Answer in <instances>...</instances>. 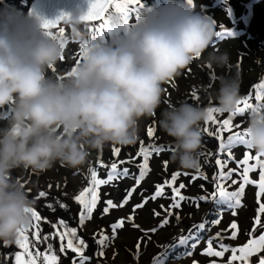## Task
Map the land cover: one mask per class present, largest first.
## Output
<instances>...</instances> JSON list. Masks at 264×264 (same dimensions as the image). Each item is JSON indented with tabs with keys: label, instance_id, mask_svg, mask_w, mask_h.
Listing matches in <instances>:
<instances>
[{
	"label": "clouds",
	"instance_id": "clouds-1",
	"mask_svg": "<svg viewBox=\"0 0 264 264\" xmlns=\"http://www.w3.org/2000/svg\"><path fill=\"white\" fill-rule=\"evenodd\" d=\"M65 14L71 23L83 15ZM41 17L25 27L11 9L0 10V241L5 244L30 226L35 205L14 171L43 173L57 161L76 169L106 144L134 145L139 121L160 108L162 85L195 59L223 70L210 97L220 113H234L241 98L242 68L227 51H207L217 37L215 22L188 0H164L135 25L125 26L113 15L111 40L86 43L80 62L62 78L49 69L63 55V40L45 33ZM247 115L248 148L264 154V102ZM208 119L207 107L188 102L160 112L158 128L176 144L172 163L199 170L200 126Z\"/></svg>",
	"mask_w": 264,
	"mask_h": 264
},
{
	"label": "rangeland",
	"instance_id": "rangeland-1",
	"mask_svg": "<svg viewBox=\"0 0 264 264\" xmlns=\"http://www.w3.org/2000/svg\"><path fill=\"white\" fill-rule=\"evenodd\" d=\"M7 1L9 0H0V10L11 9L17 17L21 18L22 24L27 27L28 22L24 18H27L31 0H13L11 4L7 3ZM19 1L21 2L20 5ZM140 2L143 4L142 8L139 5H130L129 8L138 9L141 17L144 11L151 12L154 8H160L164 0H140ZM12 3L17 6L18 11L11 8ZM194 8L195 11L206 15L215 22L216 31L228 30L233 33L231 36L223 38L216 37L214 45L207 51L211 52L218 49L220 52L227 51L230 54L232 64L242 68L243 71L240 95L246 96L248 94L246 97H252L250 102L255 106L257 104V100L254 98L256 94L255 86L264 80V73L260 70L261 64L264 63V0H194ZM113 12L114 9L110 8L109 13ZM105 15L107 16L108 14ZM136 22V12L130 11L128 23L135 25ZM101 23L102 21H94L81 25H60L59 27L65 29L63 36L59 35L58 28L52 30L56 37L63 40L64 51L62 56L64 59H60L52 66L49 69V74L61 78L66 76L82 59L83 47L92 40L95 29ZM86 29L88 30L86 31ZM104 31L105 40L110 41L111 35L106 30ZM204 55H207V52ZM221 74H224L222 69H215L213 71L203 65L202 58L195 59L187 69L182 70L179 75L162 85L164 91L161 97L160 108L157 109L154 116L145 117L139 121V138L134 145L121 146L108 144V146L105 145L101 150H92V163L100 166L98 173L99 178L102 179L105 175V168L107 170V165L105 166L103 163L105 159L104 152L106 150L113 152L114 148L119 149V155H124L125 161H129L133 159L139 160L142 157L139 154L140 149L142 147L148 148L149 152H151L149 156V168L152 169L149 173L152 177L148 180V183H145V186H142L145 179L143 178L139 186L136 183L133 186V182H130V184L128 183V188L132 189L135 187L136 191L141 186V192L146 195L148 193L147 197L149 201H141L139 198L134 199V195L138 196L134 194L124 207L110 209L106 215H102L100 212L99 221L93 220L81 224L80 214L83 208H81L75 196L72 195L78 187L75 182L79 180L73 177V173L76 172L77 168L66 167L57 161L50 169L43 173L46 180L54 183H40V188H47V190L57 191V193L61 194L57 197V211L52 206L47 211L34 206L33 209L38 212L41 219L35 220L32 217L30 226L26 228L25 234L28 235L29 250L34 255L37 251L41 253L38 264H43L42 257L45 252L49 255H57V264H74V261L75 264H80L79 259H77L78 254L66 247L67 240L72 237L64 236L61 239L62 233L59 232H70L77 225L81 233L98 240L101 233L110 236V231L112 233L111 225L117 223L121 218L124 219L123 227L117 229L115 237L107 242L108 246L104 255L100 256V259L105 264H159L161 261L162 264H193V261L198 262V264H228L233 255L231 251L226 252L223 257L202 254L206 251L209 240L212 241L214 251H221V245L229 248L243 247L250 240L258 239L259 235L264 234V228H260L255 224L257 216H259L261 224H264V213L258 212L259 204L264 203V195H258V166L255 171L249 173V179L255 181V184H244L243 180V168L255 164L254 158L257 153L254 151L248 152L253 159L249 161V165H243L241 168L238 165L234 166L229 159L232 154L235 156L236 161L244 158L246 152L243 146L235 147L232 151H221L222 157L220 156L219 158L225 160L228 165L227 170H231L230 166L232 165L233 173L230 177H227L226 181L218 179V182L214 185L212 183L214 180L212 173L207 167L208 162L204 163V160H210L209 155H211L215 148L214 144L202 140L199 170L181 169L178 164L172 163L170 160L171 153L176 147L174 140L163 133L157 125L160 112L167 108L169 104L178 106L180 103L187 102L190 99L189 92L193 93L192 89H198L201 92L202 90L206 91L204 96L206 95L209 101L216 102L210 97L212 92L219 87L218 82L215 81L216 77ZM201 100L202 98L196 96L197 102ZM261 102L264 101H259V103ZM205 105L211 107L217 104L209 105L206 102ZM213 115L214 121L208 122L205 125L204 131L217 138L223 133L222 129H219L218 124L223 119L228 118L230 114L214 113ZM247 119L248 116L244 119L240 116L238 119L234 118V127L230 131L226 130L228 136L235 131L242 133L247 127ZM211 123L215 126H212ZM149 127L153 128L154 137L148 136L147 129ZM222 137L217 140L222 139ZM114 145L115 147H113ZM152 146L159 147L163 151L156 153L152 150ZM202 151L205 152L203 153ZM261 159H264V157H261ZM113 160H118V157ZM215 160L213 158V162ZM165 161H167V166H165ZM113 163L119 166V163ZM34 173L36 174V172ZM176 173H179V175L175 183L171 187H168L165 182H170L172 175ZM29 175L23 173V169H18L13 173V176L22 185L25 184L23 181L27 180V178L23 180L22 176ZM83 176L84 173H82ZM149 178L148 176L147 179ZM133 180L137 181L135 178ZM180 184L185 185L184 188L180 189V195L184 196L185 199L180 201L179 208H171L169 213L166 210L169 209V205L174 203L173 196L175 194L173 188H179ZM48 185H51V187ZM156 185L163 186L164 193L161 197L153 200L151 197L156 191ZM241 185L245 187V193L241 198L240 207L230 208L221 200L220 205H211L209 203V199L213 195L216 194L219 197L220 188H223L226 192H233L238 191ZM113 188L110 189L109 196L114 199L113 203L119 205L125 199L127 193L123 196L119 187L116 188L114 186ZM70 193L71 196L67 195ZM121 194L124 198L119 196ZM145 194L144 196L146 197ZM102 196L106 197L107 194L102 191ZM119 199L122 200L119 202ZM176 199L178 200L179 197H176ZM139 204H143V207H137L133 211V206ZM61 205L65 207H61ZM161 205L164 207L161 208ZM155 213H159V215ZM60 214L64 216V219L74 221L72 225L75 226H71L70 228L69 224H61L60 221L63 220L58 216ZM164 219H167L169 223L160 227L159 225ZM216 220L220 222L217 224L215 223ZM233 222L238 225V228L235 230L230 228ZM200 224L205 225L204 229L198 227ZM153 229L155 231H152ZM233 231L237 233L235 239L231 238ZM45 236L48 237L47 240L43 239ZM181 237H188L187 243H180L179 239ZM16 239L17 236L11 244L4 245L6 248L5 256L7 264H15V254L23 253V249L15 242ZM79 239L80 237L77 234L74 243L78 242ZM1 242L0 253L3 246ZM62 244L65 245L64 251L60 250ZM137 244H139V249H137ZM49 245H51V252H48ZM192 245H195V247L193 248ZM87 249H90V245H87ZM187 253H191V255ZM237 255L239 256V253ZM85 257L87 258L88 256ZM262 258H264V251L252 255L248 264H259ZM85 264H88V260L85 261ZM232 264H242V262L237 259Z\"/></svg>",
	"mask_w": 264,
	"mask_h": 264
},
{
	"label": "snow or ice",
	"instance_id": "snow-or-ice-1",
	"mask_svg": "<svg viewBox=\"0 0 264 264\" xmlns=\"http://www.w3.org/2000/svg\"><path fill=\"white\" fill-rule=\"evenodd\" d=\"M189 4H192L194 6V0H188ZM130 5H139L141 8L143 7V4H141L140 0H88V8L85 14L80 16L79 22H92V21H102V23L99 25L98 28L95 29V34L92 36V40L96 39H104L105 31L110 33L111 29L109 27L110 19L113 15H118L125 23V26H128V19L130 11H135L137 14V22L140 20V15L138 9H130ZM114 9L113 13H109V9ZM105 14H108L107 16ZM67 16L65 13H61L60 15L56 16L54 19H46L41 17V27L45 30V33L53 38L56 37V35L53 33L52 29L58 28L59 35L63 36L65 34V29L63 27H58L61 21L66 20ZM88 29H86L87 31ZM233 33L225 30V31H217V37L223 38L225 36H231ZM83 52V51H82ZM61 59L63 60L64 57L62 56ZM74 70V68L72 69ZM71 70V71H72ZM70 71V72H71ZM69 72V73H70ZM256 94H255V100L257 101H264V80L262 82L258 83L256 86ZM192 96L195 97L196 93L193 92ZM252 97H245L238 101L237 109L234 113H231L228 118L223 119L222 124H220V127L224 130H231L233 125V120L235 116L237 115H243L247 110L253 108V104L250 102ZM260 103H257L256 105H259ZM209 119L214 121V113H220L216 107H209ZM147 134L149 137H154L155 133L153 128L149 127L147 129ZM247 133L243 131L242 133L240 131H235L231 135L228 136V146L233 144H242L246 145L248 148V142H247ZM143 144V142H141ZM220 147L223 149L224 147H227L224 144H221ZM249 149V148H248ZM152 150L156 153H159L163 151V149L159 147L152 146ZM114 155H119V149H115L113 152ZM139 154L143 156V162L138 165L140 172L139 177L136 181L137 186L140 183V180H142L147 172L150 171L149 168V156L151 155V152H149L148 148L142 147L140 149ZM261 157H264V154L257 153L255 156V164L252 166L244 167L243 168V180L244 184H255L256 182L249 179V173L256 170V167L259 168V182H258V188L259 193L258 195H264V159H261ZM253 159L252 156L245 153L244 158L242 161H240L241 165H249V161ZM215 163L217 165H221V160L216 159ZM165 166H167V161H165ZM231 172H229L227 175L231 176ZM129 170L127 168L123 169V172L118 173L117 172V165L113 163L111 165V171L108 173L107 179H97V172L95 170L90 171V182L91 187H86L83 191L79 193L75 197V199L80 203V205L83 206V211L80 214V223L83 224L85 217L91 218L93 214V210L96 209L97 203L100 200V195L98 192V187L100 185H105L113 181L114 179H117L120 176H128ZM179 173L173 174L171 177V181H166L165 184L168 187H171L173 183H175L177 176ZM221 176H224V173H220ZM184 184H180L179 188H173L174 196L173 200L174 203L169 205V209L166 211H169L171 208H179L180 207V201H183L185 199L184 196L180 195V189L184 188ZM219 187V186H218ZM135 191V187L128 190L127 196L125 199L117 205L116 203H113L111 199H108L105 201L106 206L103 209L102 215H106L109 213L110 209H115L117 207H124V205L128 204L132 193ZM164 193V187L161 185H156V191L154 195L151 197L153 200H155L157 197H161ZM245 193V187L241 185L239 187L238 191L233 192H226L223 188H220L219 190V198L223 203H226L228 207L230 208H237L241 206V198ZM39 197L43 198L47 196V193L45 191L39 192ZM90 195V199H86V196ZM176 197H179L177 200ZM61 207H65L64 205H61ZM137 207H143V204L135 205L133 206V211H135V208ZM164 206L161 205V208ZM259 213H264V203L259 204ZM156 215H159V213H155ZM235 214V213H234ZM32 217L35 220H40L41 217L38 214V212L34 209H32ZM179 218V217H177ZM131 219V217H129ZM219 220H216L215 223H219ZM61 224H64V221H60ZM169 221L167 219H164L162 223L159 225L160 227H163L167 225ZM255 224L259 226L260 228H264V224H261V220L259 216L255 219ZM124 225V219L121 218L117 223L111 225L112 229V237L109 235L101 233L100 238L98 239L97 243L100 246V249L98 250V255L103 256L104 251L103 248H106L108 246V241L115 237L117 229L122 228ZM200 229H204L205 225L200 224L198 226ZM231 229H237L238 225L233 222L230 225ZM26 229H22L17 234L16 243L17 245L23 249V253H17L15 254V264H38V261L41 258V253L37 251L35 255L32 251L29 250L28 245V235H26ZM152 231H155L153 229ZM39 236V233H38ZM64 236H70L72 238H69L67 240L66 247L67 249L71 250L74 253H77V259H79L80 264H85V261L88 259L84 256V252L87 249V244L83 239H79L78 242L74 243V239L77 237L76 229H72L70 232H65L61 235V239L64 238ZM237 236V233L233 231L231 233V238L235 239ZM44 240H47L48 237H43ZM188 237H181L179 239L180 243H187ZM194 248L195 245H192ZM222 250L221 251H214L212 248V241H208L207 249L204 253V255L208 256H215V257H223L226 252L231 251L233 255L231 256L230 260L228 261V264H232L233 261H236L239 259L242 264H248V261L252 255L258 254L261 251H264V234L259 235L258 239H252L250 240L245 246L239 247V248H229L227 246L221 245ZM65 245H61L60 250L64 251ZM137 249H139V244H137ZM48 252H51V245H49ZM239 253V256L237 255ZM188 255H191V253H187ZM27 257V258H25ZM43 264H57L58 257L55 254L49 255L47 252L43 254ZM75 264V261H74ZM159 264H162V261L159 262ZM193 264H198V262L193 261ZM259 264H264V258L260 259Z\"/></svg>",
	"mask_w": 264,
	"mask_h": 264
},
{
	"label": "flooded vegetation",
	"instance_id": "flooded-vegetation-1",
	"mask_svg": "<svg viewBox=\"0 0 264 264\" xmlns=\"http://www.w3.org/2000/svg\"><path fill=\"white\" fill-rule=\"evenodd\" d=\"M260 70H262L261 72L264 73V63L261 64ZM256 72H257V70H256ZM192 90H193V92L196 93V96L198 98H202V100L200 102H197L196 101V96L193 97L192 93L189 92V98L190 99L187 100L188 103L197 104V105H200V106H203V107H207V108H209V106L205 105L206 102H208L209 105L216 104V102L209 101L207 99L206 95L204 96V93L206 91L202 90V92H201L198 89H192ZM246 96L240 95L241 98L242 97H246ZM257 103H259V101H257ZM216 106L217 105L211 106V107H216ZM247 113H248V110L243 115L235 116V119H238L239 116L244 119V118H246L248 116ZM208 122H212V120H207V121L202 122L201 126H200V130H201V134H202V140L209 141L211 144H214V146H215V148L213 149L211 155H209V159L210 160L209 161H205L204 160L205 164H206V162H208L207 167H208V170H210L211 173H212V177L214 179L212 181V183L215 185L216 182H218V179L222 180V181H226V179L228 177L227 174L229 172L233 173L232 165L230 166L231 170H227V167H228L227 163L225 162V160L219 158L220 156L222 157V155L220 154L221 151H226V150L232 151L233 149H235V147H240V146H243L245 148V152L246 153L253 152V151L248 149L246 147V145H242V144H233V145L228 146V139H227L228 138V134H227V131L220 127V124H222V122H220L218 124V126H219V129H222L223 133L219 137L214 138L212 135H210L209 133L204 131L205 125H207ZM211 124H212V126H215L213 123H211ZM221 136H223L222 139L217 140V139L221 138ZM221 144H224L227 147H224L222 149L220 147ZM106 145L108 146V144H106ZM113 147H115V145ZM114 149H116V148H114ZM113 152H114V150H113ZM113 152L109 151V150H106L104 152L105 153L104 154V158L105 159L103 160V163L105 164V166L107 165V170L105 168L104 178L107 179L108 173L111 171V165H112L111 163H113V162H117V164L119 163V166H117V172L118 173L123 172V169L127 168L129 170V175L128 176H120L117 179H114L113 181H111L110 183L105 184V185H100L98 187L100 200L97 203L96 209L93 210V214H92L91 218L89 219V218L85 217L84 222L93 221V220L99 221L98 217L100 216V212L101 213L103 212V209H104V207L106 205L105 201L108 200V199H111L114 202V199L110 198V196H109L110 189H114L113 188L114 186H116V188L119 187L120 191L123 194V196H125L126 193H128V190H129L128 185L130 184V182H133V186H134V183H136V180H133V179L134 178L137 179V180L140 179V177H139L140 169H139L138 165L143 162V156L139 160L133 159V160L125 161V156L124 155L116 156V155L113 154ZM202 152L204 153L205 151H202ZM208 153H207V155H208ZM92 157H93V154L90 155L88 163H86L85 165L77 168L76 172L73 173V177H75V179L79 180V181L75 182V184H77L78 187L76 188L75 192H73L74 194H72L75 197L77 195H79V193L81 191H83L86 187H91L92 186L91 182H90V171L91 170H95L97 172V179H100L99 178V173H98V168H100V166L92 163ZM116 157H118V160L114 161L113 159L116 158ZM230 157L231 158L229 160L234 164V166L238 165L239 167L242 168L243 165H241L240 161H242L243 158H240L239 161H236V158H235V156H233V154L230 155ZM213 158L220 159L221 160V165H217L215 162H213ZM58 166H60V165H58ZM151 169L152 168H150V171H151ZM226 171H228V172H226ZM45 172H43V173H45ZM221 172L224 173V176L220 175ZM23 173H25L27 175L31 174L29 176H22L23 180L27 178V180L23 181V183H25V184H23L22 186H24L25 190L28 192L29 198L33 199L35 201V205L34 206L37 207L38 209H41V210H44V211L50 210L49 208L52 206V208H54V210L57 211L58 210L57 209V197L61 193H57V191L47 190V188H40V183H54V182L46 180L44 178V176H43V173H36L35 174L34 171L31 170V169H27V170L23 169ZM82 173H84L83 177H82ZM148 176L150 177L149 179H147ZM151 177H152V175H150V173L147 172L145 174V176H144L145 179L143 181V185L142 186H145V183H148V180H150ZM104 178H102V179H104ZM140 181L142 182V180H140ZM48 186L51 187V185H48ZM36 187H37V189H36ZM141 189H142V187L140 186L137 189V190H139V192H137V190H136L135 193L134 192L132 193V195L137 194L138 195L137 197H136V195H134V197L131 196V198L133 197L134 199H138L139 198L141 201H143V200L144 201H149V198L147 197L148 193H147V195L145 193H142ZM40 191H45L47 193V196L43 197V198L39 197L38 194H39ZM102 191L105 192V194H107L106 197L102 196ZM77 192H79V193H77ZM122 194L119 195V196L123 197ZM144 194L146 195V197L144 196ZM67 195L71 196V193L67 194ZM86 199H90V195L86 196ZM122 199H119V202ZM209 200H210L209 203L211 205H213V204L220 205L221 204L220 203L221 202L220 198L216 194L213 195ZM141 201H139V202L141 203ZM79 205H80V203H79ZM81 208H83L82 205H81ZM58 216H60L62 218V220L65 222L66 225L69 224L70 228H71V226H75V225H72V224H74L73 223L74 221H72L71 219L70 220L69 219H64V216H62L61 214L58 215ZM73 229H76L77 234L79 235L80 239L85 240L86 244L90 245V249H86V251L84 252V255L88 256L87 257L88 258L87 259L88 260V264H105V263H103V260L100 259L101 258L100 255H98V250L100 249V246L97 243L98 240H96L94 238H91V237L87 236L84 233H81V230H80V228L77 225ZM59 233L63 234L64 232H59ZM110 237H112L111 231H110ZM1 243H3V246L1 248L2 252L0 253V264H7L6 256H5L6 248L4 247L5 243L3 241ZM102 250L105 252L106 248H103Z\"/></svg>",
	"mask_w": 264,
	"mask_h": 264
},
{
	"label": "water",
	"instance_id": "water-1",
	"mask_svg": "<svg viewBox=\"0 0 264 264\" xmlns=\"http://www.w3.org/2000/svg\"><path fill=\"white\" fill-rule=\"evenodd\" d=\"M87 8L88 0H31L26 20L29 24L31 19H33L35 16H43L46 19H54L56 16L65 12L84 14L86 13ZM85 23L89 22L71 23L64 20L60 22L58 27L64 24L81 25Z\"/></svg>",
	"mask_w": 264,
	"mask_h": 264
},
{
	"label": "bare ground",
	"instance_id": "bare-ground-1",
	"mask_svg": "<svg viewBox=\"0 0 264 264\" xmlns=\"http://www.w3.org/2000/svg\"><path fill=\"white\" fill-rule=\"evenodd\" d=\"M11 1H13V0H9V1H7V3H10L11 4ZM31 3V2H30ZM21 4V2L19 1V5ZM11 8H13V9H16V11H18V8H17V6L14 4V3H12V7ZM225 241V240H224Z\"/></svg>",
	"mask_w": 264,
	"mask_h": 264
}]
</instances>
